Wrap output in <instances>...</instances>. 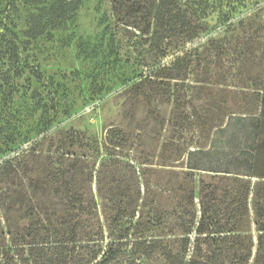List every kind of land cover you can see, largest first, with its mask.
<instances>
[{"label":"trees","instance_id":"16d2710c","mask_svg":"<svg viewBox=\"0 0 264 264\" xmlns=\"http://www.w3.org/2000/svg\"><path fill=\"white\" fill-rule=\"evenodd\" d=\"M192 1L109 3L118 26L138 32L164 57L166 39L188 43L204 36L206 26L193 24L182 10ZM67 15V5L57 0L51 19ZM223 26H231L229 19ZM43 32L35 26L30 36ZM213 42L221 64L223 47ZM239 88L251 93L223 88L205 98L179 99L167 129L165 119L152 126L149 117L137 137L108 129L101 146L98 139L85 144L81 134L61 132L42 139L52 147L46 154L32 147L7 162L0 181V264H148L159 253L166 264H185L192 234L205 238L211 264H264V80ZM185 126L194 132L189 145L171 134ZM147 130L156 137L145 141ZM164 132L169 136L161 138ZM143 149L150 150L145 159L134 154ZM184 157L187 170L178 187L182 249L175 254L164 241L141 235L158 220L145 213L154 210L159 189L142 177L159 175L156 160L168 167L163 164Z\"/></svg>","mask_w":264,"mask_h":264},{"label":"rangeland","instance_id":"374dc122","mask_svg":"<svg viewBox=\"0 0 264 264\" xmlns=\"http://www.w3.org/2000/svg\"><path fill=\"white\" fill-rule=\"evenodd\" d=\"M56 1L0 0V181L5 164L32 147L49 152L52 147L42 142L44 137L79 133L85 144L98 139L101 146L114 127L137 137L136 129L149 117L152 126L165 119L167 129L179 99L205 98L223 88L251 93L239 87L264 80V0H193L183 5L189 20L207 30L188 43L182 37L166 39L164 57L138 32L114 22L109 0H62L68 10L63 20L51 19ZM228 19L231 26L226 30ZM35 26L44 32L31 38ZM213 40L223 47L221 64ZM224 71L230 74L224 76ZM168 74L180 80L163 78ZM233 103L238 109L240 99ZM185 127L171 134L189 145L194 132ZM144 136L145 141L156 137L149 130ZM148 152L134 154L145 159ZM155 164L159 175L146 174L142 180L159 187L154 210L145 213L158 220L149 231L142 228L141 235L164 241L177 254L183 237L178 187L187 170L186 157L163 164L168 167L157 160ZM148 209L144 206L143 212ZM146 263L166 264L160 253ZM185 264H211L204 237L190 236Z\"/></svg>","mask_w":264,"mask_h":264}]
</instances>
